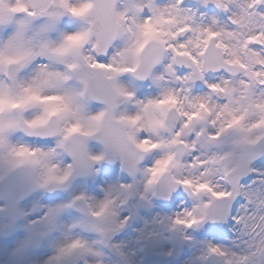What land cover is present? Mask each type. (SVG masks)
<instances>
[{
	"label": "snow or ice",
	"instance_id": "obj_1",
	"mask_svg": "<svg viewBox=\"0 0 264 264\" xmlns=\"http://www.w3.org/2000/svg\"><path fill=\"white\" fill-rule=\"evenodd\" d=\"M0 264H264V0H0Z\"/></svg>",
	"mask_w": 264,
	"mask_h": 264
}]
</instances>
